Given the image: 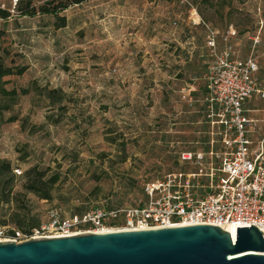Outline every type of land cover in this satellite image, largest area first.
Returning a JSON list of instances; mask_svg holds the SVG:
<instances>
[{
    "label": "rangeland",
    "instance_id": "obj_1",
    "mask_svg": "<svg viewBox=\"0 0 264 264\" xmlns=\"http://www.w3.org/2000/svg\"><path fill=\"white\" fill-rule=\"evenodd\" d=\"M15 1L0 0L11 15L0 20L4 64L25 69L3 78L18 98L3 115L15 121L0 126V227L25 232L53 214L135 207L144 184L188 170L178 154L203 150L209 137L199 104L184 99L205 88L204 25L219 35L233 27L235 55L255 58L264 83V0H87L59 14L63 28L18 15ZM53 89L60 103L48 100ZM247 108L264 116L255 96ZM31 169L59 177L50 200L25 189Z\"/></svg>",
    "mask_w": 264,
    "mask_h": 264
},
{
    "label": "built area",
    "instance_id": "obj_2",
    "mask_svg": "<svg viewBox=\"0 0 264 264\" xmlns=\"http://www.w3.org/2000/svg\"><path fill=\"white\" fill-rule=\"evenodd\" d=\"M193 12L198 21H192V27L200 24ZM204 28L209 60L205 88L193 99L196 89L191 86L184 99L199 104L200 122L208 128L209 137L203 150L178 154L179 163L191 167L144 184L141 205L68 217L53 214L49 222L28 232L2 226L0 243L194 225H252L264 236V116L255 118L250 114L259 110L247 108L253 96L264 101V83L257 80L255 58L241 60L235 55L233 27L224 35L208 25ZM14 173L21 175L19 170Z\"/></svg>",
    "mask_w": 264,
    "mask_h": 264
},
{
    "label": "water",
    "instance_id": "obj_3",
    "mask_svg": "<svg viewBox=\"0 0 264 264\" xmlns=\"http://www.w3.org/2000/svg\"><path fill=\"white\" fill-rule=\"evenodd\" d=\"M0 264H264V236L252 225L84 233L0 243Z\"/></svg>",
    "mask_w": 264,
    "mask_h": 264
},
{
    "label": "trees",
    "instance_id": "obj_4",
    "mask_svg": "<svg viewBox=\"0 0 264 264\" xmlns=\"http://www.w3.org/2000/svg\"><path fill=\"white\" fill-rule=\"evenodd\" d=\"M87 0H46L42 5L34 7L29 0H16L15 6L17 14L25 17H34L37 14L51 16L56 20V28L65 27L66 21L64 17H60L59 14L66 10L71 5H80ZM11 17L8 9L0 8V20H8ZM25 71L24 67H16L13 70L11 67H6L4 64V57L1 55L0 50V126L4 123L14 122L15 118L10 117L6 121L3 118L5 112H9L13 105L16 103L18 93L16 89H6L3 78L12 75H22ZM28 92L25 89L20 91V94L25 95ZM47 98L51 104L60 103L61 91L60 90H48ZM7 172L10 171L9 165L4 167ZM45 173L38 172L35 169L27 171L25 175L26 182L24 184L25 189L35 193L39 198L43 200H50V187L53 186L58 176L54 175L49 179H44ZM48 185L50 186L48 188ZM18 228L23 229L21 222L16 223ZM29 231V230H28ZM25 231V232H28Z\"/></svg>",
    "mask_w": 264,
    "mask_h": 264
},
{
    "label": "bare ground",
    "instance_id": "obj_5",
    "mask_svg": "<svg viewBox=\"0 0 264 264\" xmlns=\"http://www.w3.org/2000/svg\"><path fill=\"white\" fill-rule=\"evenodd\" d=\"M230 226H231V225H229V226H225V227L220 226V227L223 228V229H227V230H229V229H230ZM108 232H111V231H104V232L97 231V232H90V233H108ZM86 233H87V232H86ZM88 233H89V232H88Z\"/></svg>",
    "mask_w": 264,
    "mask_h": 264
}]
</instances>
